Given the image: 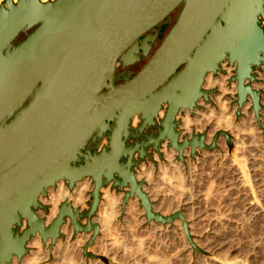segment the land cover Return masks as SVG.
Segmentation results:
<instances>
[{
    "label": "water",
    "instance_id": "1",
    "mask_svg": "<svg viewBox=\"0 0 264 264\" xmlns=\"http://www.w3.org/2000/svg\"><path fill=\"white\" fill-rule=\"evenodd\" d=\"M174 20L159 47L133 77L115 82L117 63L132 65L148 53L145 36ZM234 66L238 114L250 97L260 122L262 91L254 86L264 64V0H5L0 4V264L21 260L37 232L46 243L64 234L68 218L75 234L92 232L84 253L101 226L94 220L102 187L124 193L122 211L138 196L148 221L180 219L192 242L182 210L168 215L138 178L137 169L154 154L163 157L162 141L185 160L198 149L212 150L226 131L181 137L174 119L179 109L191 112L197 101H210L215 89L203 88L208 72ZM168 103L157 125L155 116ZM139 114L134 129L131 119ZM157 126V133L147 129ZM130 139H139L129 143ZM182 139V140H180ZM106 140V144H101ZM152 150V152L149 151ZM92 178L89 208L65 200L46 226L36 210L47 209L39 197L65 179L73 190ZM27 226L16 232L22 219ZM86 219V223L82 222Z\"/></svg>",
    "mask_w": 264,
    "mask_h": 264
},
{
    "label": "rangeland",
    "instance_id": "2",
    "mask_svg": "<svg viewBox=\"0 0 264 264\" xmlns=\"http://www.w3.org/2000/svg\"><path fill=\"white\" fill-rule=\"evenodd\" d=\"M3 2H5V0H0V4ZM221 66H223V71L218 73L213 72V75H228L226 67H231V72L227 79L229 92L226 93L227 99L225 101L229 100L227 104L230 109L234 108L235 105L238 106L235 114H232L231 112L227 113V116L229 117L228 119L231 123H226L223 118L221 119V116L217 115L220 107L216 102V95L220 94L221 91L217 87L206 88L204 86L206 89L216 90V92L210 96V101H206L202 98L203 102H208L209 106L207 107H210L208 110L212 107V111L216 112V114H214L215 112L212 114L211 121H213V123L207 122L201 127L192 124L194 127L192 128L191 133L185 132L182 126L181 129L185 135L205 133L208 138V132L213 129L215 123H218L216 125H219V127L215 131V134L220 131H226L230 134L231 140H227L226 137L222 135L217 141L216 148L212 150L198 149V153L194 156L191 155L190 150H187L184 161L178 158L177 151L171 148L169 149L166 144L164 147L171 153V159L166 157V152L162 149L161 152L163 157L156 154V160L154 157L153 160L149 159L151 160L150 163H146V161L143 162L137 172V174L140 175L143 171L142 169H150L152 179L146 181V178L142 175L138 176V178L140 177L139 179L145 181L144 186H146V188H144L150 190H147L148 192L151 193V187L156 186L158 188L160 195L156 198H154V195L150 196H152L155 207L163 204V210L159 212L164 215H168L175 210H182L184 212L188 220L192 242L186 236L180 219L168 224L148 221L145 217V213L129 214L127 210L122 211L121 199L118 201V207L116 206V211L113 213L111 220L109 221V234H111V236H108V238L105 239L106 232L103 231L105 230V227H102L103 224H101L98 219L103 214L102 211L104 212V203L101 202L94 220L100 224L103 230L102 228L100 229V233L97 237L98 239L96 238L94 243L88 247V253L95 254L97 257L93 258L84 253L85 245L88 242L86 239L88 233L79 232L78 234H75L73 231L68 242L69 250L65 253L66 257L67 255L70 257L71 254V262L73 264H78L79 262L80 264H153V262L154 264H158L159 262H161L159 264H264V214L259 213L258 210L255 211L253 208L252 211L251 208H249V210L248 205L246 204L254 196L260 200L259 203L261 202L260 204L264 207V64L257 69L258 81L254 83V86L262 91L263 110L261 111L260 122H258L255 112L252 109L251 98L247 100L250 101V105L246 108H243L242 106L241 113H237L239 109L237 92L234 90L231 91L234 89V84L233 82L230 83V78L234 74L235 67L231 66L228 60ZM207 107L199 103L198 100V105L193 112L187 110L188 115L195 118L197 110L198 112L204 110L203 112L205 113L208 112ZM184 111L187 113L186 110ZM212 139L208 143H210ZM101 144H106V140L105 142L102 140ZM233 163L235 165H233ZM237 165L238 167L242 166L244 170H246L245 172L248 181V183L243 186L240 184V187L236 184L235 177L233 176L236 172L235 168ZM65 183L67 184L66 181ZM54 189H56V187H54ZM90 192L91 191H89V193ZM116 194L121 198V194L124 193L118 191ZM44 197H50V191H48L47 195ZM136 198L137 197L135 196L132 199ZM187 198H190L191 200L188 199L186 201ZM65 199L69 200V197L64 198L63 201H65ZM90 201L91 196L89 195L86 200V206L84 208H79L82 211L87 210ZM41 202L44 203V201ZM136 202L138 201L136 200ZM44 204L48 207L46 203ZM137 204L139 205V203ZM138 207L142 208L140 205ZM188 207H190V209ZM38 210H40L41 213L48 212L42 208ZM195 216L202 218H200L201 220L198 222V219ZM86 221V219L82 220L84 224ZM22 224L24 225L23 219ZM65 224H68V228L73 229L69 218ZM26 226L27 224L24 225V229ZM200 227H204L205 229L208 228L206 229L209 232V235L207 234L208 237L199 236V232L202 229ZM62 233L64 236L57 240L58 242L60 241V244L66 243L67 240L66 233ZM89 233L92 235V232ZM210 233L213 235H210ZM205 238L207 239L205 240ZM105 240H107L108 243H105ZM200 240L202 242L203 240L206 242L207 240H212L221 243L223 242L224 244L222 243L221 248L218 250H209ZM56 245H58V243L53 244L51 241L46 243L43 242L42 248L43 250L51 249ZM27 246L29 252L25 254L24 257L25 259L26 257L27 259H30L29 255L31 249L28 244ZM110 250L112 252H110ZM126 251H128V253ZM55 253L56 252H54V255L50 254L48 256L46 254V258L43 256L40 260V264H60L63 260L59 257V254L56 253L55 255ZM26 255H28L29 258ZM24 257H22L21 260H18L16 257L15 260L20 264ZM58 257L61 259L60 262V259H57ZM126 260L127 262H125Z\"/></svg>",
    "mask_w": 264,
    "mask_h": 264
},
{
    "label": "bare ground",
    "instance_id": "3",
    "mask_svg": "<svg viewBox=\"0 0 264 264\" xmlns=\"http://www.w3.org/2000/svg\"><path fill=\"white\" fill-rule=\"evenodd\" d=\"M42 1H44V2H46V1H53V0H42ZM14 2L15 3H17L18 2V0H14ZM150 46H151V44H150ZM150 49V48H149ZM143 55H147V53H142ZM227 60H228V58H226L221 64H223L224 65V63L225 62H227ZM229 61V60H228ZM232 66V65H231ZM223 67V66H222ZM227 68V71H228V75H223V76H214L213 75V72H208L207 73V75H206V77H205V81H204V86L206 87V88H214V87H217L220 91H221V93L220 94H217L216 96V102L218 103V105H219V112L217 113V115H219V116H221V119L223 118V120L226 122V123H228V124H230L231 123V121L228 119L229 117L227 116V113L228 112H231L232 114H235V112H236V109L238 108V106L237 105H235L234 106V108H232V109H230L229 108V106H228V104H227V102L229 101H225L226 99H227V97H226V93L227 92H229V88L227 87V79H228V77H229V74H230V72H231V67H229V66H227L226 67ZM233 86H234V89H232L231 91H236L237 92V89H236V82H233ZM204 88V87H203ZM203 98V97H202ZM202 98H200V99H198L199 100V103H201V104H203L205 107H207V106H209V104H208V102H203V100H202ZM238 98V97H237ZM250 98V97H249ZM248 98V99H249ZM204 99V98H203ZM206 100V99H205ZM252 100V99H251ZM206 101H208V100H206ZM238 103V102H237ZM164 104H166V106H167V104L168 103H164ZM253 104V103H252ZM197 105H198V101H197ZM248 105H250V101H246L245 103H244V105H243V108H246V107H248ZM168 107V106H167ZM197 107V106H196ZM208 108H210V107H207V110H208ZM181 110H183L182 108H180ZM179 109V110H180ZM195 109V108H194ZM201 109H203V108H201ZM186 111L188 110H190L189 108H187V109H185ZM200 110V109H199ZM213 109H212V107H211V109H209L208 110V112H203L204 110H201V111H199L198 112V110H197V115H196V117L195 118H192V117H190V115H188V111H187V113H185L186 115L185 116H182L183 117V124H182V127H183V130L185 131V132H187V133H191V131H192V128L194 127V126H192V124H195V125H197L198 127H201L203 124H206L207 122H212L213 123V121H211L212 120V114L215 112H213L212 111ZM165 111H160V114L162 115L163 113H164ZM179 112V111H178ZM212 112V113H211ZM178 114V113H177ZM176 114V115H177ZM214 114H216V112L214 113ZM178 115H180V114H178ZM213 116H216V115H213ZM138 118H140V115L137 113V114H135L133 117H132V123L134 124V123H136V121L138 120ZM141 119V118H140ZM216 120V119H215ZM215 122V121H214ZM216 124H218V123H215L214 124V127H213V129H211L209 132H208V138H206V140H207V142H209L214 136H215V131L218 129V127H219V125H216ZM204 126V125H203ZM196 127V126H195ZM203 128V127H202ZM171 149H173V148H171ZM163 150L166 152V157H168L169 159H171L172 158V156H171V153L169 152V150L167 149V148H163ZM174 150V149H173ZM176 151V150H175ZM254 151V150H253ZM234 163H236V162H234ZM233 163V165H235ZM244 164V163H243ZM238 165H239V163H238ZM238 165L236 166V172H235V174L233 175L235 178V182H236V184H238V186L241 184L242 186L244 185V184H246V183H248V181H247V175H246V170H244V168L242 167V166H239L238 167ZM244 166V165H243ZM246 166V165H245ZM144 168V167H143ZM246 168V167H245ZM261 168V167H260ZM141 169H142V167H141ZM233 169H234V167H233ZM247 169V168H246ZM143 171L140 173V175L139 174H137L138 176H144L145 178H146V181L147 180H150V179H152L151 178V171H150V169H146V168H144V169H142ZM233 172V173H234ZM256 172V171H255ZM258 172V171H257ZM232 173V172H231ZM255 175V174H254ZM140 178V177H139ZM249 178V177H248ZM231 180V179H230ZM65 181L67 182V184L65 183ZM153 181V180H152ZM232 181V180H231ZM152 183V182H151ZM155 183V182H154ZM264 183V182H263ZM153 184V183H152ZM236 184H235V186H236ZM199 185V184H198ZM93 186H94V183H93V181H92V178H90V177H87V178H85V179H83V180H81V181H78L77 183H76V185L74 186V188H73V190H70L69 189V187H68V181L67 180H65V179H61V180H59L57 183H56V185L54 186H50L49 187V190L48 191H50V197H48V198H46V197H44V195H40V197H39V199L41 200V201H44V203H46L47 205H48V212L47 213H41V211L40 210H36V213L39 215V216H41L42 218H44V220H45V223H46V226H49L52 222H53V220L57 217V215H58V213H59V208H60V204L63 202V200H64V198H66V197H69V201H71L72 203H73V206L75 207V208H84L85 206H86V200H87V198H88V196L90 195V193H89V191H91L92 190V188H93ZM237 186V187H238ZM248 186H250V185H248ZM54 187H56V189H54ZM145 188H146V186H144ZM240 187V186H239ZM144 188V189H145ZM230 188V187H229ZM229 188H227V189H229ZM151 193L150 192H148V191H150V190H146L147 192H148V194L149 195H154L155 197L154 198H156L158 195H160V192H159V190H158V188L156 187V186H154V187H151ZM233 191V190H232ZM263 191V190H262ZM101 192L103 193V196H102V203H104V212L102 211V215L98 218L99 220H100V222H101V224H103V226L102 227H105V230H103V228H102V230L103 231H105L106 233H105V239L106 238H108V236H111V234H109V227H110V223H109V221L111 220V217H112V215H113V213L116 211V206H117V203H118V201L121 199V201H122V199H123V195L124 194H121V198L115 193V191H113L112 189H111V187L110 186H107V187H102V189H101ZM235 192V191H234ZM238 192V191H237ZM243 192V191H242ZM200 193V192H199ZM197 195V194H196ZM263 195V194H262ZM136 196V195H135ZM259 196V195H258ZM261 196V195H260ZM137 198L136 199H129V201H128V203H127V206H126V209L125 210H127V212L129 213V214H144L145 213V210H144V208L142 207V208H139L138 206L140 205V199L138 198V196H136ZM187 197V196H186ZM207 197H209V196H207ZM206 197V198H207ZM262 197V196H261ZM134 198V197H133ZM150 198H152V196H150ZM180 198V197H179ZM179 198H178V200H179ZM200 198V197H199ZM204 198V197H203ZM263 198V197H262ZM188 199H190V198H187L186 199V201L188 200ZM245 199V198H244ZM66 200V199H65ZM136 200L138 201V202H136ZM172 200V199H171ZM191 200V199H190ZM206 200V199H205ZM204 201V200H203ZM259 201L260 200H258L256 197H252L246 204L248 205V209L249 208H251V211L253 210V209H255V211L256 210H258V212L259 213H263L264 214V207H262V205L259 203ZM189 202V201H188ZM43 203V204H44ZM137 203H139V205L137 204ZM180 203V202H179ZM186 203V202H185ZM198 204V203H197ZM191 205V204H190ZM210 205V204H209ZM103 206V205H102ZM189 206V205H188ZM208 206V205H207ZM118 207V206H117ZM199 207H200V205H199ZM189 209H190V207H188ZM253 208V209H252ZM155 209L157 210V211H162L163 210V204H160L159 206H156L155 207ZM176 209V208H175ZM191 209H192V206H191ZM197 209V208H196ZM203 209V208H202ZM250 210V209H249ZM193 212V211H192ZM191 212V213H192ZM249 212V211H248ZM189 213V212H188ZM255 213V212H254ZM258 213V214H259ZM101 214V213H100ZM251 214V213H250ZM257 214V215H258ZM262 214V215H263ZM191 216V215H190ZM206 216V215H205ZM208 216V215H207ZM259 216V215H258ZM257 216V217H258ZM261 216V215H260ZM196 217V216H195ZM197 219H198V222L201 220L200 218H202V217H200L199 218V216L198 217H196ZM204 218V217H203ZM98 220V221H99ZM208 220V219H207ZM253 220V219H252ZM204 222V221H203ZM25 224H27V220L25 219L24 220V225ZM197 224H199V223H197ZM196 224V225H197ZM215 224V223H214ZM67 225L68 224H64V225H62V227H61V231L62 232H65L66 233V236H67V240H66V243H62V244H60L57 240H59V238H57L56 239V241L54 242V243H58V245H56L55 247H52L51 249H46V250H43V248H42V244H43V239H42V236H41V234L38 232V233H36V235H34V236H32L31 238H30V240L28 241V245H29V247H30V259H27V257H26V259H25V255L24 256H22V257H24V259L21 261V263L20 264H40V260L43 258V256H45L46 254H47V256L48 255H50V254H53L54 255V252H56L57 254H59V257L63 260L60 264H73L71 261H72V259H71V254H70V257L67 255V257L65 256V253H66V251H68L69 250V247H68V242H69V238L71 237V235H72V233H73V231L75 232V230H74V227H73V225H72V227H73V229L72 228H68L67 227ZM204 225V224H203ZM213 226V225H212ZM198 227V226H197ZM200 228H202V227H200ZM111 229V228H110ZM206 229H208V228H206ZM204 227L201 229V231L199 232V236L201 235V237H208L207 236V234L209 233L208 232V230H206ZM211 229V228H210ZM81 232V231H80ZM83 233V232H82ZM212 233H213V231H212ZM82 235V234H81ZM209 235V234H208ZM210 235H213V234H211L210 233ZM262 236V235H261ZM84 237V236H83ZM82 237V238H83ZM87 238V240H89V238L91 237V234L90 233H88V235L86 236ZM81 238V237H80ZM85 238V237H84ZM260 238V237H259ZM98 239V238H97ZM100 239V238H99ZM102 239V238H101ZM204 239V238H203ZM207 238H205V240H206ZM210 239V238H209ZM185 240V239H184ZM205 240H203V242L205 241ZM213 240V239H212ZM209 241V240H207V242L205 241L204 243L202 242V244H204L209 250L211 249V250H218V249H220L221 248V246H222V243L221 242H217V241ZM218 240V239H217ZM49 241H51L52 242V237H48V239H47V241L46 242H49ZM79 241V240H78ZM82 241V240H81ZM219 241V240H218ZM223 241V240H222ZM257 241V240H256ZM98 242V241H97ZM122 242V241H121ZM252 242V241H251ZM258 242V241H257ZM53 243V244H54ZM75 243V242H74ZM78 243V242H77ZM104 243V242H103ZM105 243H108L107 242V240H105ZM82 244V243H81ZM224 244V243H223ZM77 245V244H76ZM105 245V244H104ZM113 245V244H112ZM121 245V244H120ZM137 245V244H136ZM143 245V244H142ZM259 245V244H258ZM110 246H111V244H110ZM115 246V245H114ZM119 246V245H118ZM122 247V246H121ZM186 247H187V245H186ZM71 248V247H70ZM75 248V247H74ZM73 248V249H74ZM114 248V247H113ZM137 248V247H136ZM139 248V247H138ZM223 248V247H222ZM72 249V250H73ZM81 249V248H80ZM79 249V250H80ZM108 249H109V246H108ZM102 250V249H101ZM111 250H112V248H111ZM110 250V252H112ZM117 250V249H116ZM188 250H189V248H188ZM74 251V250H73ZM81 251V250H80ZM128 251H130V250H128ZM128 251H126L127 253H128ZM77 252H79V251H77ZM107 252V251H106ZM114 252V251H113ZM117 252V251H116ZM121 252V251H120ZM125 252V253H126ZM141 252V251H140ZM56 253H55V255H56ZM69 253V252H68ZM72 254H74V253H72ZM130 254V253H129ZM134 254V253H133ZM28 255H26V256H28ZM81 255V254H80ZM114 255V254H113ZM247 255V254H246ZM29 256H28V258H29ZM47 256H45V258L47 257ZM72 256H74V255H72ZM126 256V255H125ZM131 256V255H130ZM188 256V255H187ZM16 255H14L13 256V258H12V261L13 260H15L16 259ZM57 258V259H60V258ZM69 257V258H68ZM78 257V256H77ZM249 257V256H248ZM255 257V256H254ZM18 258V257H17ZM76 258V257H75ZM130 258V257H129ZM133 258V257H132ZM134 258H135V256H134ZM141 258V257H140ZM163 258V257H162ZM22 259V258H21ZM61 259L59 260V262L61 261ZM74 259V258H73ZM153 259V258H152ZM160 259V258H159ZM54 260H55V257H54ZM125 260V259H124ZM135 260V259H134ZM140 260V259H139ZM151 260V259H150ZM161 260V259H160ZM223 260V259H222ZM80 261H82V260H80ZM122 261V260H121ZM164 261V260H163ZM53 262V261H52ZM56 262V261H55ZM54 262V263H55ZM74 262V261H73ZM78 262V261H77ZM125 262H127V260L125 261ZM152 262V261H151ZM198 262V261H197ZM210 262V261H209ZM240 262V261H239ZM74 263H76V262H74ZM131 263V262H130ZM136 263V262H135ZM157 263V262H156ZM159 263H161V262H159ZM158 263V264H159ZM196 263V262H195ZM237 263V262H236ZM6 264H8V263H6ZM10 264V263H9ZM12 264H19V263H17L16 262V260L12 263ZM48 264V263H47ZM51 264V263H50ZM78 264H80V262L78 263ZM82 264V263H81ZM153 264H154V262H153ZM193 264V263H192ZM207 264V263H206ZM225 264V263H224ZM226 264H229V263H226ZM230 264H233V263H230Z\"/></svg>",
    "mask_w": 264,
    "mask_h": 264
},
{
    "label": "flooded vegetation",
    "instance_id": "4",
    "mask_svg": "<svg viewBox=\"0 0 264 264\" xmlns=\"http://www.w3.org/2000/svg\"><path fill=\"white\" fill-rule=\"evenodd\" d=\"M173 22H174V20L172 19L170 22L162 24V26L159 27L156 31H149L142 36V38H144L145 36H155V39L149 41L151 46H150V49L148 50L147 55L140 54V58L138 60H136L132 65H128V66H124L122 62H118L117 63V70L115 72V82L116 83L123 82L126 77H128V76L133 77L137 72L140 71V69L144 66V64L148 61V59L154 54L156 49L159 47L161 41L163 40L165 34L167 33L168 29L170 28V26L172 25ZM167 106H168V104H167ZM167 106H166V104L163 103L161 109L158 111L157 115L155 116V121H156L157 125H159L160 121L165 118L166 112H167ZM162 110L165 112L161 115L160 111H162ZM178 114H180V115L178 116ZM178 114L176 115L174 122L177 123L176 124V130L180 131L181 137H182L185 135L183 130L181 129L182 116L185 115V111L180 109ZM140 123H141L140 118H138V120L134 124L132 123V119H131V125L134 129L138 128ZM146 132H148L149 134L157 133V126H153L149 129H147ZM136 140H139V139H136ZM136 140L130 139L129 143H133ZM180 140H182V139H180ZM104 142H105V140H104ZM168 142H169L168 140H166L165 142L162 141V144L165 143L168 145ZM149 151H150V149H149ZM47 210H48V207L45 211L47 212ZM24 219L25 218H23V221H24ZM23 229H24V225L22 224V221H21L20 225H17V224L14 225V230L16 232H22Z\"/></svg>",
    "mask_w": 264,
    "mask_h": 264
},
{
    "label": "crops",
    "instance_id": "5",
    "mask_svg": "<svg viewBox=\"0 0 264 264\" xmlns=\"http://www.w3.org/2000/svg\"><path fill=\"white\" fill-rule=\"evenodd\" d=\"M13 1H14V0H13ZM203 87H204V85H203ZM164 146H166L165 143L163 144V147H164ZM167 147H168V145H167ZM151 151H152V150L150 149V152H151ZM153 154H154V157H155V160H156V153L153 152ZM150 161H151V160L147 159V160H146V163H150ZM137 172H138V169H137ZM114 191H115V193H118V190H114ZM39 200H40V199H39Z\"/></svg>",
    "mask_w": 264,
    "mask_h": 264
}]
</instances>
